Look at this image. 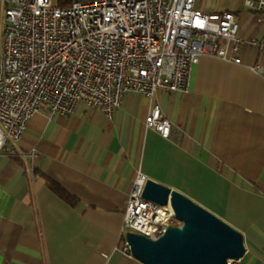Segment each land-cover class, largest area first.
<instances>
[{
	"label": "crops",
	"instance_id": "1",
	"mask_svg": "<svg viewBox=\"0 0 264 264\" xmlns=\"http://www.w3.org/2000/svg\"><path fill=\"white\" fill-rule=\"evenodd\" d=\"M197 7L235 13L243 62L203 55L187 90L126 92L113 117L43 104L21 141L0 151V264H140L119 246L140 171L242 231L246 252L233 264H264V9L244 0ZM4 8L0 0V73ZM157 102L173 122L168 137L145 121Z\"/></svg>",
	"mask_w": 264,
	"mask_h": 264
},
{
	"label": "built area",
	"instance_id": "2",
	"mask_svg": "<svg viewBox=\"0 0 264 264\" xmlns=\"http://www.w3.org/2000/svg\"><path fill=\"white\" fill-rule=\"evenodd\" d=\"M4 1L0 151L8 140L21 141L43 104L63 115L85 104L113 117L126 92L153 99L160 89L187 90L203 55L243 62L235 13H207L198 0ZM244 4L264 9V0ZM145 121L161 135L171 134L173 122L158 102ZM146 181L140 171L129 194L119 243L126 254L132 255L129 231L155 239L182 222L169 203L143 196Z\"/></svg>",
	"mask_w": 264,
	"mask_h": 264
},
{
	"label": "water",
	"instance_id": "3",
	"mask_svg": "<svg viewBox=\"0 0 264 264\" xmlns=\"http://www.w3.org/2000/svg\"><path fill=\"white\" fill-rule=\"evenodd\" d=\"M143 196L169 203L180 225H168L157 238L129 231L132 255L140 264H233L246 252L242 231L182 191L147 179Z\"/></svg>",
	"mask_w": 264,
	"mask_h": 264
},
{
	"label": "trees",
	"instance_id": "4",
	"mask_svg": "<svg viewBox=\"0 0 264 264\" xmlns=\"http://www.w3.org/2000/svg\"><path fill=\"white\" fill-rule=\"evenodd\" d=\"M73 0H66L65 2H63L62 4H67V3H71ZM54 189L56 191H58L61 195L65 196L67 199H69L70 201H74L75 197H73L70 193L63 191L59 186H54Z\"/></svg>",
	"mask_w": 264,
	"mask_h": 264
}]
</instances>
